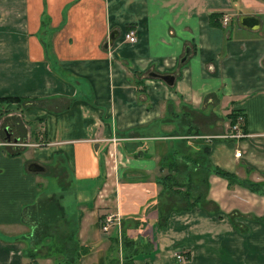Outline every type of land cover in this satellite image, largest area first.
Listing matches in <instances>:
<instances>
[{"label":"crops","instance_id":"obj_1","mask_svg":"<svg viewBox=\"0 0 264 264\" xmlns=\"http://www.w3.org/2000/svg\"><path fill=\"white\" fill-rule=\"evenodd\" d=\"M1 98L0 264H109L122 232L132 264H264V0H0ZM200 158L175 208L163 178Z\"/></svg>","mask_w":264,"mask_h":264},{"label":"trees","instance_id":"obj_2","mask_svg":"<svg viewBox=\"0 0 264 264\" xmlns=\"http://www.w3.org/2000/svg\"><path fill=\"white\" fill-rule=\"evenodd\" d=\"M217 17L215 16H212L210 18V21H217ZM215 22L212 24L214 25ZM0 100H5V101H19L20 99L19 98H1ZM238 116H242L243 117V124H242V130L244 133H246V130H245V126H244V115L242 112L240 111H231L227 116V120H228V126L231 127L235 121L237 120V117ZM205 152H207V148L204 149ZM198 162H202V158H200V160ZM197 162V163H198ZM192 162H190L191 164ZM200 164V163H199ZM176 168V171H177V167L175 166ZM215 172H219V173H225L227 174L226 172H223L222 170H219L218 168H214L213 169ZM164 182V190L167 192V190H170L172 189L173 186H175V180H176V177L175 175H172V174H168L166 175L164 178H163ZM195 205V204H194ZM194 205H188L186 207H184V209L188 210L190 209L191 207H193ZM166 218V217H164ZM110 249H109V258H107L108 260V263L109 264H132V261L134 259V255L136 254V244L133 240H130L127 236H125L124 232H122V236H121V239H120V249H119V243H118V239L117 237L115 236H110ZM66 243V242H64ZM78 249H77V255L76 257L77 258H80L84 255H86L88 253V247H83V246H77ZM33 262V261H32ZM33 264H35L33 262ZM64 264H71V263H64Z\"/></svg>","mask_w":264,"mask_h":264},{"label":"rangeland","instance_id":"obj_3","mask_svg":"<svg viewBox=\"0 0 264 264\" xmlns=\"http://www.w3.org/2000/svg\"><path fill=\"white\" fill-rule=\"evenodd\" d=\"M198 161V159L192 161L189 178H181L175 173V186H173L172 189L167 190V194L170 196L169 200L177 202L175 208H184L188 205L192 206L195 203L204 200L205 195L202 193V188L207 184L208 180L207 176L199 171L200 167L198 165L200 162ZM67 202H72V198H70L68 194Z\"/></svg>","mask_w":264,"mask_h":264},{"label":"built area","instance_id":"obj_4","mask_svg":"<svg viewBox=\"0 0 264 264\" xmlns=\"http://www.w3.org/2000/svg\"><path fill=\"white\" fill-rule=\"evenodd\" d=\"M229 19L227 17H224L222 20V24L224 26H226V24L228 23ZM126 41L133 43L136 39L134 37L133 32H127L125 34V38ZM242 124H243V117L242 116H238L237 120L235 121V123L228 128V132L222 136H219V139H225V140H240L242 138L246 137V133L243 132L242 130ZM194 138V137H192ZM241 155L240 152H236L235 156L239 157ZM120 216L119 215H108L104 218L103 222H102V226H101V230L103 233H106L110 230V228H112L115 225H118L120 222ZM120 242L119 241V249H120ZM175 259L178 262H183L184 261V256H182L181 254H175Z\"/></svg>","mask_w":264,"mask_h":264},{"label":"water","instance_id":"obj_5","mask_svg":"<svg viewBox=\"0 0 264 264\" xmlns=\"http://www.w3.org/2000/svg\"><path fill=\"white\" fill-rule=\"evenodd\" d=\"M238 24L244 28V29H247V30H256L259 28V21L258 19L254 18V17H250V16H243L241 18H239V22ZM114 37H115V33L113 32L111 35H110V38L105 42V48L108 46V45H111L113 40H114ZM189 55V49L186 50L185 52V56L182 58L181 62H184L187 58V56ZM150 76L152 78H156V79H159L161 80L162 82H164L167 86H172L173 85V82H174V77L172 75H158V74H155V73H151ZM27 170L31 173H35V172H41L43 171V168L38 165L37 163H30L28 164L27 166Z\"/></svg>","mask_w":264,"mask_h":264}]
</instances>
